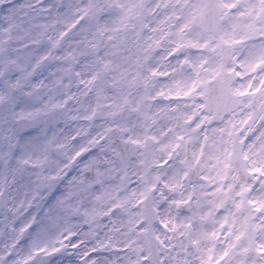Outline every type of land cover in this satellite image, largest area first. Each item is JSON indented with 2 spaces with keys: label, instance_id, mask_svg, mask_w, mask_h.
<instances>
[{
  "label": "snow or ice",
  "instance_id": "snow-or-ice-1",
  "mask_svg": "<svg viewBox=\"0 0 264 264\" xmlns=\"http://www.w3.org/2000/svg\"><path fill=\"white\" fill-rule=\"evenodd\" d=\"M0 264H264V0H0Z\"/></svg>",
  "mask_w": 264,
  "mask_h": 264
}]
</instances>
